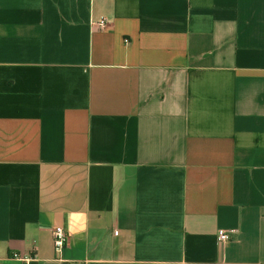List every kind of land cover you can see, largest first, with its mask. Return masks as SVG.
<instances>
[{
    "label": "crops",
    "instance_id": "1",
    "mask_svg": "<svg viewBox=\"0 0 264 264\" xmlns=\"http://www.w3.org/2000/svg\"><path fill=\"white\" fill-rule=\"evenodd\" d=\"M14 254L264 264V0H0V264Z\"/></svg>",
    "mask_w": 264,
    "mask_h": 264
},
{
    "label": "built area",
    "instance_id": "2",
    "mask_svg": "<svg viewBox=\"0 0 264 264\" xmlns=\"http://www.w3.org/2000/svg\"><path fill=\"white\" fill-rule=\"evenodd\" d=\"M107 20L102 19L98 22L93 23L100 29H105L107 25ZM219 241L222 243H227L230 240V234L225 230H220L218 232ZM67 235L62 227H57L53 231V244L55 251L61 254L67 245ZM13 260L17 261L19 264H30L34 260V256H20L17 254L13 255Z\"/></svg>",
    "mask_w": 264,
    "mask_h": 264
}]
</instances>
